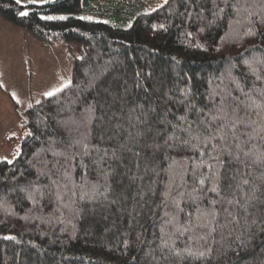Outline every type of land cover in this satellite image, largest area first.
<instances>
[{"label":"trees","instance_id":"16d2710c","mask_svg":"<svg viewBox=\"0 0 264 264\" xmlns=\"http://www.w3.org/2000/svg\"><path fill=\"white\" fill-rule=\"evenodd\" d=\"M233 3L0 0L42 44L82 46L71 83L30 104L0 143V264H264V7L248 0L237 14ZM237 115L249 126L217 134ZM205 125L224 136L216 151L180 144ZM225 148L239 160L220 167L209 153Z\"/></svg>","mask_w":264,"mask_h":264},{"label":"rangeland","instance_id":"374dc122","mask_svg":"<svg viewBox=\"0 0 264 264\" xmlns=\"http://www.w3.org/2000/svg\"><path fill=\"white\" fill-rule=\"evenodd\" d=\"M81 51L78 42L57 39L42 44L30 31L0 15V143L5 134L17 130L30 104L71 81L73 58ZM8 151L0 148V156L9 158Z\"/></svg>","mask_w":264,"mask_h":264},{"label":"snow or ice","instance_id":"6c2138e0","mask_svg":"<svg viewBox=\"0 0 264 264\" xmlns=\"http://www.w3.org/2000/svg\"><path fill=\"white\" fill-rule=\"evenodd\" d=\"M43 0H26V3L24 2V0H16V3L17 5H20L22 8H25L27 7V5L29 4H32V5H35V4H39V3H42ZM225 3L228 2V0H224ZM247 4H248V0H235V3L233 4H229L230 7L234 8L236 13L239 14L242 10L244 12H247ZM260 4L262 7H264V0H260ZM19 15L21 16H28L29 15V12L28 11H20ZM253 15V13H248V16L247 18L250 19L251 16ZM42 19H45V17H42ZM46 19H57L56 17H46ZM58 19H61V20H64V19H67V17H58ZM80 19H85V17H80ZM90 19V18H89ZM239 22V21H238ZM105 23H107V21H105ZM250 34H252L250 32ZM69 83H71L69 81ZM45 95L47 97H51V96H54L55 93L54 92H47L45 93ZM13 99H15V95L13 94ZM17 103H19V101L17 100ZM29 107H31V105H29ZM220 112H224L225 109L223 107H221L219 109ZM233 113H235V109L232 110ZM181 119H184L183 117ZM217 119H220L219 116H212V120L215 121ZM254 123V122H253ZM241 124H244L246 127L249 126L246 124V121L241 118L240 116H236L234 120H232V122L229 124V125H224V124H221L217 129H216V132L217 134L223 132L225 129H227L228 131H231L233 134H235V130L236 128L238 127V125H241ZM205 135H204V138L202 139L201 138V133L200 132H196L194 134H191L189 138H186V139H183V140H180V144L182 146H184L185 148H191V149H196V150H199V146L200 145H203V147L205 149L211 147L212 151H216L217 148L219 147L218 144H210V141L211 140H214V139H220V140H223L224 139V136L223 135H212L211 132H208L207 130V125H205ZM245 135H248L247 132L244 133ZM179 139V138H177ZM195 141V143H194ZM239 146V145H238ZM72 147H75V145H72ZM83 149H84V154L85 155H88V152H87V143H85L84 145L81 146ZM200 156H204L205 153L204 152H200L199 153ZM224 155H227L230 160L229 162H231L232 160H239V155H233L231 149H227L225 148L224 150H221L220 152H218L217 155H211V153H209V156L211 158L212 161H214V163L220 167H223L225 161L222 160V156ZM245 155H248V153H245ZM6 159V158H5ZM8 163H11V161H7ZM203 163V161H202ZM210 169L213 168V164H208L207 165ZM198 170V166L197 168H194L193 169V175H196V172ZM67 169H65V172L62 173V175L66 174L67 173ZM213 176L216 177V186L212 187L210 190L213 191V192H217L219 193V190H220V185H219V179H220V173L219 171H214L213 172ZM206 179L207 178H198V185L200 187H194L193 188V192L195 193V196L192 197L193 199V203L196 202V199L199 198L202 194H203V185H205L206 183ZM53 183L55 184L56 181H53ZM244 184H247L248 181L247 180H244L243 181ZM58 199H62L61 197H58ZM222 199L226 200V202L228 204H240V201L239 200H233V199H228L227 197H222ZM210 203L212 204H216V203H219V200H216V201H211ZM177 209L182 211L183 209H180L179 208V205L177 204L176 205ZM225 211H227V209H225ZM206 215L208 217L211 218V222H212V226L208 228V235L211 236L212 233H214L216 231V225L219 224V220L217 219V217L220 215L219 211L215 208H212L211 210L207 211ZM229 215H232V213L229 212ZM191 216V213H189V217ZM192 221L189 219L188 221V224L191 225ZM197 227H200V225H196ZM205 227H208V225L206 224ZM179 228L176 229L177 232H179ZM190 228L189 227H184V231H189ZM162 239V244L164 246H167L168 244V241L167 240H164L163 237L161 238ZM201 239H205L204 237H201ZM174 255H179V253H173ZM201 256L204 255V253H200Z\"/></svg>","mask_w":264,"mask_h":264}]
</instances>
